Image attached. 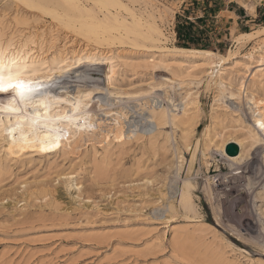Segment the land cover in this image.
Returning <instances> with one entry per match:
<instances>
[{
    "label": "rangeland",
    "instance_id": "1",
    "mask_svg": "<svg viewBox=\"0 0 264 264\" xmlns=\"http://www.w3.org/2000/svg\"><path fill=\"white\" fill-rule=\"evenodd\" d=\"M121 1L160 27L165 48L180 46L176 25L183 29L191 22L202 30L198 43L226 58L220 63L216 54L161 53L115 43L102 52L39 8L22 0H0L3 55L28 53L42 60L49 73L43 85L53 86L58 73L51 67L61 58L93 51L111 54L114 88L107 89L108 67L93 73L101 82L96 97L106 104L93 106V114L123 107L133 115L144 113L149 121L140 124L138 140L111 146L108 153L94 150L86 137L74 148L52 142L43 148L27 146L20 136L14 139V131L0 127V264H264V144L255 145L250 157L239 162L215 147L217 138L208 150L204 146L206 138L220 133L243 141L244 127L256 125L253 114L259 107L264 111V72L252 77L243 69L247 54L264 48V32H258L264 16L240 29L221 22L222 15L202 22V16L195 17L199 3L209 12L208 4L220 0ZM254 1L237 0L252 17ZM245 32L251 35H240ZM211 64L219 71L210 74ZM65 79L59 81L92 84L88 81L93 77L70 74ZM242 80L243 98L237 95ZM88 90L84 86L80 92ZM53 95L48 102L65 97ZM171 97L177 107L189 103L190 148L181 127L167 124L157 130L151 123L150 109L171 106ZM186 181L196 205V213L188 216L177 209L175 191Z\"/></svg>",
    "mask_w": 264,
    "mask_h": 264
},
{
    "label": "bare ground",
    "instance_id": "2",
    "mask_svg": "<svg viewBox=\"0 0 264 264\" xmlns=\"http://www.w3.org/2000/svg\"><path fill=\"white\" fill-rule=\"evenodd\" d=\"M22 1L30 7L39 8L41 13L48 15L58 25L66 30H70L72 33L82 36L86 41L102 50V52L106 49L108 51L111 50L115 43L127 44L132 47L141 48L142 50H153L161 53L169 50L171 52H189L194 54L199 52L209 55L216 54L214 51L199 48H184L179 46H172L170 49L165 48L166 46L163 45L162 40L164 39L165 41L166 38H164V34L160 27L153 20L147 21L146 19L144 21L141 15H137L132 8L121 0H91V5H88L83 0ZM250 9L253 10V7ZM121 11L125 13V16ZM126 15L129 16L130 20H128V16L126 17ZM258 32H264V26ZM240 35H251V32L240 33ZM216 55L220 56V63L226 58V56L221 54ZM0 56H2L5 63L11 64L12 61H15L16 63L11 66L14 68L18 66L19 69L23 71L25 77L31 79L34 83L39 81L38 87L44 92L43 97L39 100H34L32 104H28L27 106L21 104L18 98H16L15 104L10 105V101L13 100L14 96L11 91L0 93V107L11 106L20 109L17 113L0 112V127L7 129L9 132L14 131L15 140L20 136L27 146L33 145L37 147L39 145V147L42 146L43 148L47 143L52 142L53 144L63 147L68 144L70 148H74L86 137L88 140H91L89 144L93 145L94 150L101 148L104 153H108L112 149L111 146H121L126 142L138 140L141 137L139 131L143 129L140 124L146 118L144 113L133 115L123 107L119 108V110L108 109L103 111L104 115H101L102 117L98 116L99 112L97 115L92 112L93 106H96L98 109L106 106L99 96L96 97L95 90H97L101 82L95 79L93 73L108 67V71L106 70L107 74L105 75L109 85L107 89L114 88L110 82L115 73V67L110 57L111 54L102 55L93 51V53L90 54H81L77 57L67 58L68 60H63V58H61V61H59L60 63L56 67H54V64V66L51 67L52 70L54 69L58 73V82L53 86H49L48 83H46L48 85H43L44 82L48 80L47 77L49 73L45 71L47 66H43L44 62L42 60H37L36 57L30 56L28 53L22 56L20 55L21 57L19 58L18 55L12 54L5 56L2 52H0ZM246 57L247 60L243 63V69L244 72L249 73H245L247 76L256 77L264 72V48L259 47L257 50L254 49L248 53ZM89 67L91 69H89ZM209 69V73L214 74L220 67L217 69L216 64H211L209 65ZM70 74H76V76L90 75L93 79L88 82L92 84H84L82 81L69 80L65 83L59 81V79H65L66 76ZM84 86H89L90 90L82 93L80 89ZM170 87L172 88L174 86L170 85ZM245 90L244 80H242L237 88L238 97L239 95L241 97V94H243ZM56 92L65 97L59 98L56 101L53 97L52 99L54 102L52 100V102H48V98L54 96L53 94ZM98 92L100 91L98 90ZM249 93L252 95L248 97L249 101L254 100L253 92L250 90ZM230 95L233 96L234 94L231 93ZM189 96L190 93L187 94V97ZM69 97H71V99H69ZM168 99L170 100L169 102H171V106H162L158 110L153 109V107L150 109L151 114H149L151 123L155 125V129L157 130L167 124H171L174 128L181 127L184 143L190 148L188 144V133L191 132V128L188 125H190V120L193 116L189 117L187 113L190 109V107L187 106L189 103L187 102L182 107H177L172 97ZM94 100H97L99 103H95ZM44 101L47 102V108H45V104L42 103ZM152 101H154V99H152ZM145 103H147V101H145ZM255 104L258 105L256 99ZM103 110L105 109L103 108ZM260 110L262 112H260ZM103 116L106 118H103ZM253 121L256 124L254 127L251 125H246L244 127L245 136L243 141L240 139H226L224 134L220 133L217 134V136L213 135L204 140L205 150H208V147H210L216 140L215 138H217L215 147H218L228 160L239 162L244 158H249L255 145L259 143L264 144V129L259 128V125L264 123V111L260 107L259 112L257 111L253 114ZM145 122L147 123L149 121L146 119ZM199 140V138L196 140L192 153L198 150ZM245 140L246 142H244ZM229 143H234L237 146V152L235 154H228L226 152V146ZM95 153H97V151H95ZM192 156H194V154ZM179 162L181 161L177 160L176 162L178 163V165H176L178 171L181 167ZM192 163L190 162L189 166H191ZM176 187L175 191L177 192V196L179 195L177 209L181 210L186 216L189 214L194 215L196 213V205L192 198L193 187L190 182L186 181L181 191H179L177 185ZM186 218L189 220L188 217Z\"/></svg>",
    "mask_w": 264,
    "mask_h": 264
},
{
    "label": "snow or ice",
    "instance_id": "3",
    "mask_svg": "<svg viewBox=\"0 0 264 264\" xmlns=\"http://www.w3.org/2000/svg\"><path fill=\"white\" fill-rule=\"evenodd\" d=\"M15 63V61H12L11 64L5 63L2 56H0V93L11 91L14 96L13 100L10 101V105L15 104L16 98H18L21 104L27 106L32 104L34 100L43 97L44 92L38 87L39 81L34 83L31 79L25 77L18 66L15 68L11 66ZM45 108H47V105H45ZM19 111L20 109L17 107H0V112L17 113ZM259 128L264 129V123H261Z\"/></svg>",
    "mask_w": 264,
    "mask_h": 264
},
{
    "label": "crops",
    "instance_id": "4",
    "mask_svg": "<svg viewBox=\"0 0 264 264\" xmlns=\"http://www.w3.org/2000/svg\"><path fill=\"white\" fill-rule=\"evenodd\" d=\"M232 4L235 5L236 8L233 7ZM254 4V11L256 16L252 17V14L248 13L245 7L237 2V0H220L219 2L215 3L211 2L208 4V7L210 8L209 12L206 7L203 6V3H199V5L201 6L200 14H195V17L199 18L200 16H202V22L209 16L211 18H217L219 15H222L221 22L225 21L229 26H233L235 24V28L242 29V27L250 26L253 22H255L258 16H264V0H258V2L254 1ZM230 14H232L233 16H230ZM224 15L226 16V18H222L224 17ZM186 18L191 19L190 16H187ZM216 21L218 20H215V22Z\"/></svg>",
    "mask_w": 264,
    "mask_h": 264
},
{
    "label": "trees",
    "instance_id": "5",
    "mask_svg": "<svg viewBox=\"0 0 264 264\" xmlns=\"http://www.w3.org/2000/svg\"><path fill=\"white\" fill-rule=\"evenodd\" d=\"M175 30H176L177 39L180 42L179 47L189 48L193 46L194 48L205 49L203 47V44L198 43L199 38H197V35H199L202 32V30H198V28H194V25L191 22H188L187 26L186 27L184 26L183 29H181L180 25L177 23Z\"/></svg>",
    "mask_w": 264,
    "mask_h": 264
},
{
    "label": "water",
    "instance_id": "6",
    "mask_svg": "<svg viewBox=\"0 0 264 264\" xmlns=\"http://www.w3.org/2000/svg\"><path fill=\"white\" fill-rule=\"evenodd\" d=\"M226 152L228 154H235L237 152V146L234 143L227 144Z\"/></svg>",
    "mask_w": 264,
    "mask_h": 264
}]
</instances>
